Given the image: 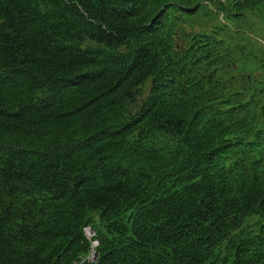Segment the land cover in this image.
I'll use <instances>...</instances> for the list:
<instances>
[{
	"label": "trees",
	"instance_id": "16d2710c",
	"mask_svg": "<svg viewBox=\"0 0 264 264\" xmlns=\"http://www.w3.org/2000/svg\"><path fill=\"white\" fill-rule=\"evenodd\" d=\"M0 264H264V0H0Z\"/></svg>",
	"mask_w": 264,
	"mask_h": 264
},
{
	"label": "built area",
	"instance_id": "2783aa9c",
	"mask_svg": "<svg viewBox=\"0 0 264 264\" xmlns=\"http://www.w3.org/2000/svg\"><path fill=\"white\" fill-rule=\"evenodd\" d=\"M85 235L87 236V238L92 242V249H91V253H90V257L87 258V261H95V248L99 245V243L97 241H94V238H96V232L92 227H87L85 228Z\"/></svg>",
	"mask_w": 264,
	"mask_h": 264
},
{
	"label": "rangeland",
	"instance_id": "374dc122",
	"mask_svg": "<svg viewBox=\"0 0 264 264\" xmlns=\"http://www.w3.org/2000/svg\"><path fill=\"white\" fill-rule=\"evenodd\" d=\"M97 230L100 228V223L98 220H96L95 222V226H94ZM95 230V229H94Z\"/></svg>",
	"mask_w": 264,
	"mask_h": 264
},
{
	"label": "clouds",
	"instance_id": "9594fccd",
	"mask_svg": "<svg viewBox=\"0 0 264 264\" xmlns=\"http://www.w3.org/2000/svg\"><path fill=\"white\" fill-rule=\"evenodd\" d=\"M95 232H96V231H95ZM94 241H97V240L94 239ZM97 242H98V241H97ZM98 243H99V242H98ZM97 247H98V246H97ZM97 247H96V248H97ZM96 248H95V249H96ZM95 252H96V251H95ZM95 258H97V254L95 255Z\"/></svg>",
	"mask_w": 264,
	"mask_h": 264
}]
</instances>
